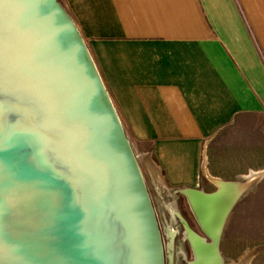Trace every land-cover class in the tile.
I'll use <instances>...</instances> for the list:
<instances>
[{
    "label": "water",
    "instance_id": "water-1",
    "mask_svg": "<svg viewBox=\"0 0 264 264\" xmlns=\"http://www.w3.org/2000/svg\"><path fill=\"white\" fill-rule=\"evenodd\" d=\"M223 183L188 191L210 239L203 264H223L242 193ZM0 264H165L138 156L59 0H0Z\"/></svg>",
    "mask_w": 264,
    "mask_h": 264
},
{
    "label": "crops",
    "instance_id": "crops-1",
    "mask_svg": "<svg viewBox=\"0 0 264 264\" xmlns=\"http://www.w3.org/2000/svg\"><path fill=\"white\" fill-rule=\"evenodd\" d=\"M59 1L161 200L206 190L205 178L215 189L240 180L242 197L254 194L240 196L231 220L257 205L244 251L264 252V0ZM261 254L242 261L264 264Z\"/></svg>",
    "mask_w": 264,
    "mask_h": 264
},
{
    "label": "rangeland",
    "instance_id": "rangeland-1",
    "mask_svg": "<svg viewBox=\"0 0 264 264\" xmlns=\"http://www.w3.org/2000/svg\"><path fill=\"white\" fill-rule=\"evenodd\" d=\"M143 174L147 182V185L149 187L151 196L153 198V202H154L155 209L158 215V219L160 221L162 239H163L164 250H165V264H188V261H191L194 259V253H193L191 243L190 241L185 239V230L182 227L181 223L178 221H177V224L172 222L173 219L167 210V205L170 204L173 200L177 199L176 205L181 211L183 217L188 221L191 228L195 230L196 232H198L200 235L204 236L198 221L196 220V218L194 217L191 211L189 201L186 198V196L183 194L179 196L169 195L168 197H165V200H161L159 193L155 190V187L151 183L152 181H151L150 176L146 175V173H143ZM225 182H238L239 183L240 180H237V181H227L226 180ZM204 183L207 184V188L206 190H203V189L201 190L207 193H212L217 190V188L215 189L212 182L209 181L208 179L205 178ZM166 193L167 191H164L161 196H165ZM248 194L249 192H246L243 197L241 195V198L245 199L248 196H252L254 194V191L250 192L249 195ZM235 205L233 206V208L235 207ZM240 205L241 203L238 204L234 212H232L233 208L229 212L227 219L225 221L221 236H220L219 251L223 259V264H233V262L234 264H244L242 260L245 261V258L248 257L249 253L257 254L259 252H262V254L259 257H261L262 260L264 259L263 251H244V248H245L244 246L247 243V241L243 240V238L245 237L243 233V230H244L243 227L247 226V224L250 223V226L254 225L257 228V230L260 228V227L258 228V225H260L258 223V206L255 205L254 207L252 206L243 207L242 213H240L237 216L238 217L237 220L235 218L233 222L231 218L237 213L238 209L241 207ZM260 212H264V210ZM236 222H237V225L235 224ZM232 226H235V229H233ZM169 227H174L176 229L178 228L180 230V232L177 234V236L174 239L169 235L173 230ZM251 230L256 231V229L254 228H251ZM259 231L262 232V230H259ZM260 240L262 241L264 240V238H261ZM257 263H258V259H257V256H255L252 263L250 264H257Z\"/></svg>",
    "mask_w": 264,
    "mask_h": 264
},
{
    "label": "bare ground",
    "instance_id": "bare-ground-1",
    "mask_svg": "<svg viewBox=\"0 0 264 264\" xmlns=\"http://www.w3.org/2000/svg\"><path fill=\"white\" fill-rule=\"evenodd\" d=\"M225 187H226V183H223V181H218L217 188L219 190H223V189H225ZM186 191L187 192L184 191V193L188 197V200L190 202L189 204H191L190 205L191 211H192L194 217L196 218L199 216L198 215L199 214L198 209H197V203H195L194 198L190 195V193H188V191H190V190H186ZM173 212H175V211L173 210ZM197 220H198V218H197ZM184 223H185V227H186L185 237L188 241H190L191 246L193 248V253H194V259L191 261H188V264H203V263L209 262V259H211L212 257H210V256L207 257V255H204L201 252L202 248L206 247V243H208L207 240H205L206 237L202 236L198 232L192 230L187 222L184 221ZM198 223H199V225H201L199 220H198ZM173 234H174V230H172V232L169 235L172 237ZM208 250H210V248ZM210 264H213V263L210 261Z\"/></svg>",
    "mask_w": 264,
    "mask_h": 264
},
{
    "label": "flooded vegetation",
    "instance_id": "flooded-vegetation-1",
    "mask_svg": "<svg viewBox=\"0 0 264 264\" xmlns=\"http://www.w3.org/2000/svg\"><path fill=\"white\" fill-rule=\"evenodd\" d=\"M184 221L188 223V221H187L185 218H183V219L181 218L179 222L181 223L182 227H183L184 230L186 231V227H185V223H184ZM188 224H189V223H188ZM189 226H190V225H189ZM190 227H191V226H190ZM191 229H192V228H191ZM192 230H193V229H192ZM175 231H176V232H175ZM175 231H174V234H173L174 238L177 236V234L180 232V230H179L178 228H177V229L175 228ZM194 231H195V230H194ZM203 234H204V233H203ZM173 236H172V238H173ZM204 236H205V235H204ZM205 237H206V236H205ZM174 238H173V239H174ZM185 239H186V237H185ZM206 240H207L208 242L210 241L209 238H206ZM192 249H193V248H192Z\"/></svg>",
    "mask_w": 264,
    "mask_h": 264
}]
</instances>
